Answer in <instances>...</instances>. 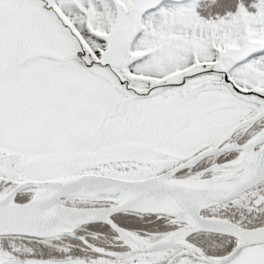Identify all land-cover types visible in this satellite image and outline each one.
Returning <instances> with one entry per match:
<instances>
[{
	"label": "snow or ice",
	"instance_id": "snow-or-ice-1",
	"mask_svg": "<svg viewBox=\"0 0 264 264\" xmlns=\"http://www.w3.org/2000/svg\"><path fill=\"white\" fill-rule=\"evenodd\" d=\"M0 264H264V0H0Z\"/></svg>",
	"mask_w": 264,
	"mask_h": 264
}]
</instances>
